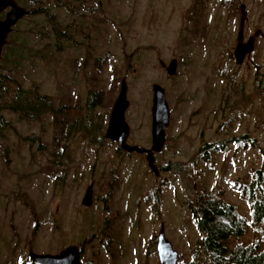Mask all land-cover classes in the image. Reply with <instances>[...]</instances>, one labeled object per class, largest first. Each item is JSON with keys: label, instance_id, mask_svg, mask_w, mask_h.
Returning <instances> with one entry per match:
<instances>
[{"label": "rangeland", "instance_id": "374dc122", "mask_svg": "<svg viewBox=\"0 0 264 264\" xmlns=\"http://www.w3.org/2000/svg\"><path fill=\"white\" fill-rule=\"evenodd\" d=\"M99 2L101 9L74 27L71 41L57 44L60 52L43 16H26L9 33L31 38L30 27L40 22L18 81L23 90L49 97L63 115L29 122L3 114L0 264L72 246L80 264H159L161 228L177 264H210L190 205L198 195L218 193L249 222L237 189L255 172L264 175V0ZM16 4L26 13L35 6ZM240 5L247 17L243 43L259 35L237 66ZM50 14L61 30L80 22L55 6ZM173 59L176 72L168 77L159 62ZM122 80L127 143L140 149L151 147V88L164 91L169 121L163 149L154 155L157 177L144 155L126 154L105 138ZM90 186L92 204L84 207ZM256 242L248 228L230 246Z\"/></svg>", "mask_w": 264, "mask_h": 264}, {"label": "trees", "instance_id": "16d2710c", "mask_svg": "<svg viewBox=\"0 0 264 264\" xmlns=\"http://www.w3.org/2000/svg\"><path fill=\"white\" fill-rule=\"evenodd\" d=\"M31 4L35 6L29 7L25 17H45L48 26L52 28L51 32L54 39H56L54 44L57 46V52L61 50L57 44L62 41L68 44L71 41L69 35L76 30L74 27L81 28L83 26L82 21L87 16L101 9L99 0H31ZM52 6L71 15L73 21L78 19L80 22L77 26L71 22L65 29H59V23L52 19L50 14ZM3 18V15H0V21ZM39 23L35 21V25L30 27L28 35L32 34L31 38L27 36L12 37L13 34L11 33L3 48V55L0 59V127L7 124L4 113L14 115L20 121L29 122H37L43 116H50L55 119L56 116L63 115L61 107L57 110L54 109V103L49 97L40 95L37 90L33 92L23 90L21 82L18 81L24 63L23 55L27 51L30 52L27 43L38 40L37 34H41L39 28H36ZM59 38L60 40H58ZM9 45L12 47L11 50L7 47ZM205 149L206 147L202 151ZM216 150L214 149V151ZM237 190L249 206V222L239 216L233 206L225 203L218 193L198 195L193 204L190 205L193 222L202 235V241L199 244L200 249L210 264H264L263 173L255 172L251 183L246 187L241 186ZM248 228L252 229L258 238V242L250 245L235 244L231 247V241L240 240ZM22 264L32 263L28 260Z\"/></svg>", "mask_w": 264, "mask_h": 264}, {"label": "water", "instance_id": "95a60500", "mask_svg": "<svg viewBox=\"0 0 264 264\" xmlns=\"http://www.w3.org/2000/svg\"><path fill=\"white\" fill-rule=\"evenodd\" d=\"M240 1V0H237ZM5 12L3 20L0 21V56L6 43L7 37L12 29L26 15V11L16 4V0H0V14ZM240 21L237 35V45L234 50L235 65L239 66L248 58L253 51V45L259 32L250 37L246 43H243V29L247 17L245 7L239 6ZM161 68L165 70L168 77H173L176 72V60H171L166 66L159 62ZM126 84L122 80L118 96L113 103L105 138L116 145L126 154L135 153L144 155L147 166L154 176H158V170L154 165V155L161 152L165 143V129L168 126L169 111L165 101L164 91L158 85L152 86V106H151V147L149 150L140 149L136 146H129L127 143L129 137V128L125 123L124 114L128 107L126 100ZM81 204L84 207H90L92 204V187H88ZM156 254L159 264H177L178 255L173 251L170 243L164 237V230L161 228L157 236ZM28 257L32 264H80V252L77 247H68L58 255H36L29 253Z\"/></svg>", "mask_w": 264, "mask_h": 264}]
</instances>
